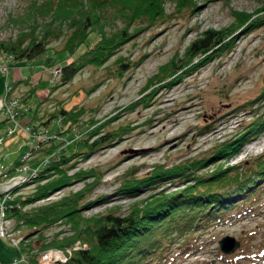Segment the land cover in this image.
Wrapping results in <instances>:
<instances>
[{
    "label": "rangeland",
    "instance_id": "rangeland-1",
    "mask_svg": "<svg viewBox=\"0 0 264 264\" xmlns=\"http://www.w3.org/2000/svg\"><path fill=\"white\" fill-rule=\"evenodd\" d=\"M102 1L0 0V184L30 175L0 196V225L11 234L0 237V264H69L96 246L106 216L156 221L152 206L167 196L264 159V0ZM207 32L226 40L192 58ZM34 40L45 53L18 61L13 49ZM68 65L77 69L71 81ZM256 182L251 194L223 191L231 202L243 191L254 210L212 224L188 248L175 244L164 264H264ZM13 207L19 218L8 216ZM51 209L58 215L48 221ZM227 237L240 244L225 255ZM135 248L110 264H148Z\"/></svg>",
    "mask_w": 264,
    "mask_h": 264
},
{
    "label": "trees",
    "instance_id": "trees-1",
    "mask_svg": "<svg viewBox=\"0 0 264 264\" xmlns=\"http://www.w3.org/2000/svg\"><path fill=\"white\" fill-rule=\"evenodd\" d=\"M111 1L115 2L116 0ZM102 2L108 3L110 0H103ZM156 16H158V12H156ZM82 31H84V29H82ZM221 34L222 33L215 32L205 33L203 37L191 45L189 49L190 56L192 58H198L203 54L213 52L216 47L222 45L224 40H226ZM46 50L47 48L42 40H34L33 43L26 47H21L19 50H17V48L13 49L12 53L15 54L18 61H34L40 58ZM1 51L2 49L0 48V52ZM180 69L182 70L183 68ZM63 70V80L65 81H71L77 71V69H74L71 65L64 67ZM95 143L96 141L92 146H94ZM229 148L232 147L220 150L217 154H229ZM56 168L58 171L62 170L58 166ZM236 170H239V167H237ZM230 173L220 170L219 174L213 175L212 177H207L205 179L199 178L196 184H194L195 186L182 192L183 195L175 196L173 194L167 196L168 199L164 197L166 200L162 199L159 203L152 206L153 209L155 208V211H158V220L156 221H152V218H143L144 221H142L143 219H140L139 215L134 216V214L126 218L113 215L106 216L103 224H99L100 226L98 225L95 231L96 246H93L94 248L91 249L78 251L76 255L72 257L69 264H110V257L116 255H118L119 258L123 257L124 255L120 253L129 247H132L134 252L136 250L135 247H138L139 251L141 249L140 252L144 256V263L150 264L155 260V264H164L166 260L169 259V256L172 255L173 257V248L176 245L182 246L184 243L187 244L188 248V246L196 244L199 241L198 235L210 228L212 224L223 223L254 210L252 201H242L239 196L243 195L242 193L244 190H248V193L251 194L252 188L255 186V178H260L264 175V159L262 163L259 162L256 165V168L246 169L244 173ZM199 183L202 188L196 187ZM256 184L258 185L256 190L262 191L264 189V184H258V182H256ZM135 186L139 187V184L136 185L134 183L132 187H129L137 188ZM229 188L233 190L235 188L238 190L240 188L243 189V191L238 193L239 195L237 194L234 197L235 199L238 196L237 200L233 199L231 202V198L227 196L231 191L223 192ZM48 189V191L51 190L50 187ZM260 191L252 195L257 196ZM253 198L256 199V197ZM224 202L227 203L226 206H223ZM168 203L171 204L168 205ZM75 204L78 206V201H75ZM75 204H73V206H75ZM208 204H217L224 209H219V211L215 212L209 210ZM63 205L65 206V203ZM221 210L225 212L219 215ZM67 214L73 216L75 213L73 210H68ZM19 215L17 207H13L8 214V216H14L16 218H19ZM56 215H58L57 211L51 209V211L43 216L50 221ZM151 217H153V215H151ZM145 220H147V222ZM146 239H150L149 243H154L153 246L149 245L147 248H143L142 245H131L133 243L132 241L136 242ZM163 248L166 249V253L169 254L163 255L157 259L156 257L159 249ZM170 259L172 260V258Z\"/></svg>",
    "mask_w": 264,
    "mask_h": 264
},
{
    "label": "water",
    "instance_id": "water-1",
    "mask_svg": "<svg viewBox=\"0 0 264 264\" xmlns=\"http://www.w3.org/2000/svg\"><path fill=\"white\" fill-rule=\"evenodd\" d=\"M3 105H4L3 104V98H1L0 99V107ZM28 176H30V175H28ZM27 177H24V176L14 177L13 179L9 180L6 183L0 184V196L3 194H6V193H10L20 182H22ZM239 244H240V242L235 241L231 237H227V238H224L220 242V249L222 250L223 253L230 254V253H233L234 251L237 250V248L239 247Z\"/></svg>",
    "mask_w": 264,
    "mask_h": 264
},
{
    "label": "built area",
    "instance_id": "built-area-1",
    "mask_svg": "<svg viewBox=\"0 0 264 264\" xmlns=\"http://www.w3.org/2000/svg\"><path fill=\"white\" fill-rule=\"evenodd\" d=\"M3 216H4V213H3ZM3 222H6V221H3ZM8 230H9V226H8L7 222H6V226H4V223L1 224L0 225V237H5V236H7V234L8 235H11V234L8 233ZM14 263L15 264H18L19 263V260H15Z\"/></svg>",
    "mask_w": 264,
    "mask_h": 264
},
{
    "label": "bare ground",
    "instance_id": "bare-ground-1",
    "mask_svg": "<svg viewBox=\"0 0 264 264\" xmlns=\"http://www.w3.org/2000/svg\"><path fill=\"white\" fill-rule=\"evenodd\" d=\"M186 111H189V110L187 109ZM171 130H172V129H171ZM171 130H170V131H171ZM171 137H172V136H170V138H171ZM245 213H247V212H245Z\"/></svg>",
    "mask_w": 264,
    "mask_h": 264
}]
</instances>
